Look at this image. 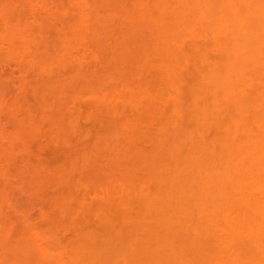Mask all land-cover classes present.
I'll return each mask as SVG.
<instances>
[{"label": "rangeland", "instance_id": "obj_1", "mask_svg": "<svg viewBox=\"0 0 264 264\" xmlns=\"http://www.w3.org/2000/svg\"><path fill=\"white\" fill-rule=\"evenodd\" d=\"M1 1L4 0H0V3ZM10 1L16 8H22L21 4L25 5L23 0ZM63 1V5L67 4V0ZM100 1L104 3L106 0ZM142 1L147 3L144 24L155 27V23L157 29L165 24L166 31L162 36L166 42L160 41L164 40L162 37L157 42L154 37L156 35L152 36L157 32L153 30L152 33V28L148 29L146 26L151 30L149 36L148 31H144L145 28L142 30L137 25V29L131 28L126 24L122 13L130 12L135 17L144 6ZM197 1L199 0H107L112 4L106 6L102 3L107 8V15L109 12L113 14L111 9L118 11L114 10L116 13H120L123 8L128 9V12L123 11L120 15L125 19H114V22L107 17L103 21H106L103 27L99 28L98 35L89 37L90 50L96 49L100 60L97 63L98 74V70L93 68L96 66L95 58L92 57L93 54L89 55L90 70L93 69V75H99V80H93L100 82L107 74H111L110 83L113 82L111 86L108 85L110 83L107 75L106 82H97L94 85L100 88L105 85L104 90L100 91L109 97L102 101L103 93L101 95L98 89L99 98L95 95L83 99L84 102L87 101L85 105L81 102L78 119L83 133L79 131L81 134L70 132L65 135L71 140L68 153L49 144L38 130L25 131L23 136L26 145L24 148L20 147L19 151L17 149L18 155L29 151L31 160L36 156L40 157L45 167L50 170L51 178L42 181L36 189L26 190L18 201L21 204L19 207L32 216L30 221L35 226L37 224L40 236L45 237L43 241L46 242L47 246L44 247L49 251L48 256L54 251L52 256H57L58 253L59 259L61 256L62 259H54L56 256L42 258L35 248L18 261L13 260L10 255L11 258L8 257L6 261L0 260L1 264H224V260L220 261L222 254L225 258H233L239 247L254 251L253 244L246 241L239 242V247L236 245L235 249L222 251L217 242V233L211 235L206 232L204 227L207 225L202 223L205 220L193 202V195H198L199 186L197 174L195 171L192 173L187 165H190L191 158L197 156L194 154L199 149L196 148L197 145H193L196 139L194 135L200 129L203 132L206 129L202 128L205 124H199V116L197 117L194 107L193 113L191 112L190 101L192 91L194 95L196 87H204L201 75L205 62L201 61L202 56L204 53L211 54L210 41L204 44V39H201L203 37L195 36L203 28L204 22L208 21L199 16L201 11L198 5H201V0L199 4ZM56 13L58 14L57 11ZM48 19L49 22L51 18ZM51 25H43L46 43L55 40L52 42L58 45L59 39L64 37H60L61 32ZM172 27H175L173 31ZM174 30L178 32L173 34ZM192 31L195 41L190 44L193 34L189 33ZM156 46L160 49L157 50ZM16 50L17 53L20 52V57L25 54L19 47ZM38 54L40 57L46 56L44 49ZM212 56L213 54L210 55ZM18 58L13 57L7 49L0 48V87L7 94H11L17 87L13 84L19 85L23 78L31 82L34 80L32 67H19L15 62ZM116 92L121 96H117ZM26 93L27 96L23 99L28 100L24 103L25 107H33L35 110H32L40 112L38 97L30 91ZM129 95L131 99L133 96L135 101L141 103L136 110L137 104L133 99H128ZM130 101L136 106H132ZM220 117L217 116L216 121L221 123L222 119H218ZM37 123L41 124L42 118L37 119ZM207 124V130L210 127L211 132L213 131L211 134H221V129H215L214 123ZM5 125L12 126L11 123ZM207 130L205 132H209ZM210 133L208 134L211 135ZM52 135L61 137L57 133ZM211 136L214 137L215 134ZM211 136L207 135L210 139ZM6 160L9 163H0L11 165L9 168L13 171L15 168L12 161L9 158ZM174 183L180 185H171ZM191 185L193 187H189ZM172 187L178 189L175 191ZM190 189L197 191L191 193L193 198L190 192H185ZM177 190L182 191L177 194L180 199L171 195L177 193ZM167 193L171 196H167ZM184 194H187V199L183 198ZM7 213H11L7 223L13 227L19 239L18 231L20 234L24 225L17 219L18 215L15 216L17 212L13 213L8 209Z\"/></svg>", "mask_w": 264, "mask_h": 264}, {"label": "bare ground", "instance_id": "obj_2", "mask_svg": "<svg viewBox=\"0 0 264 264\" xmlns=\"http://www.w3.org/2000/svg\"><path fill=\"white\" fill-rule=\"evenodd\" d=\"M199 1H197L198 4ZM10 2V0H4L0 3V48L10 51L13 57H19L15 61L19 67L25 65L32 67L34 80L31 82L23 78L19 85L13 84L19 88L15 87L11 94L10 92L5 93L1 89L3 87H0V159L4 158L0 161L4 163L9 158L15 168L11 171L9 168L11 165L5 166L0 163V260L3 262L11 256L13 260L18 261L35 248L36 253H39L42 258L51 257L54 252L51 251V256H48L49 251L47 247H44V245L47 246L44 242L45 237L40 236L37 224L35 226L30 221L32 216L19 207L20 202L18 201L20 195L22 196L26 190L36 189L42 181L51 178L50 170L47 166L45 167L40 157L36 156L37 154H35L36 158L31 160L29 151L18 155L17 149L19 151L20 147L24 148L26 145V139L23 136L25 131L38 130L49 144L68 153L71 149V140L65 135L70 132L82 131L83 133V129L80 130L82 124L80 125L81 122L79 123L78 120L81 113V102H84L83 99L86 96L92 98L96 95L95 97L99 98L98 94L103 93L100 90L105 88L102 83L106 82L108 77V83L112 79V76H109L111 74H107L108 77L106 75V78H102L104 81L102 79L100 81L104 86L98 84L102 88L94 85L99 80V75H97V73L100 74L99 68L97 69L99 57L96 49L90 50L89 37L98 35L97 32L103 27L106 22L103 21L107 17L113 19L114 22V19L121 21L126 18L128 26L136 29L140 26L142 30L145 28L144 31H148L147 34L155 30L157 33H153L152 36L156 35L154 36L156 41L157 39L159 41L161 37L164 40L160 39V41H165L163 36L166 31L165 24L159 26V29L155 23L153 24L155 27L148 23L144 24L145 19L143 18L146 17L145 4L147 3L144 4L143 1L144 6L140 8V11L137 9L140 17L137 14L133 17L126 6V9L122 7L120 13L111 9L113 14L109 12L107 15V8L102 6L103 2L100 0H67L65 5H63V0L57 2L55 0H25L24 2L23 0L25 5L21 4L22 8L13 7L14 5ZM105 2L103 3L105 6L110 3L107 0ZM200 4L202 6L198 5L201 11L199 16L201 15L202 19L208 21L205 23L203 20V28L199 32L195 31L197 32L195 36L203 37L201 39H204V44L210 41V44L208 43L211 45L209 46L210 55L213 54V56L210 57L205 53L202 56L201 61L205 62L203 75H201L204 87L202 89L196 87L194 95L192 91L190 107H192L191 112L193 113L194 107L197 117L199 116V124L207 126L208 122H212L215 129H221V134L214 133L215 136L212 137L211 135L214 134H211L213 131L211 132L210 127L207 130L205 125V127L201 125L209 132H205L204 129V133L200 129L201 132L199 130L194 135L196 139L193 145H197L196 148L199 149L194 154L197 156H194V159L191 158L190 165H187L191 172L195 171L197 174L199 186L198 195H193L195 197L193 202L200 216L205 220V222L201 220L207 225L204 227L207 229L205 231L211 235L217 233V242L223 249L222 251L224 249L228 251L243 241L252 243L254 246L253 251L249 248L241 249L237 245L239 248L233 258L231 256L225 258L222 254L220 261L224 260L226 262L222 261L224 264L230 261L234 264H264V202H262L264 199V0H201ZM56 11L60 17L57 13L55 14ZM123 11L128 13H122ZM121 13L125 18L120 16ZM129 14L133 17L132 19ZM117 15L120 17L118 18ZM48 18L56 19L55 22L53 19L48 22ZM129 20L131 25L128 23ZM34 22H36L35 26H32ZM49 23L52 27L58 28L62 34L60 37H64L59 39L58 45L52 42L55 40L46 43L47 38H45L44 33L46 32L43 25ZM146 26L152 29L148 30ZM139 28L138 30H141ZM173 28L175 27L171 30ZM172 31L169 32L172 33ZM193 31L189 33L193 34L191 35L193 39L190 37L193 40L190 39L192 41L190 44L195 41ZM175 32L178 31L174 30L173 34ZM172 40L174 41L175 38ZM18 47L25 51L22 57L19 56L20 52L17 53ZM43 49L46 56L40 57L38 52ZM158 49L160 48L157 47ZM16 53L19 55H15ZM91 54L96 61H94L96 68L94 66L93 68L95 71L98 70L94 75L89 64ZM94 78L98 80L95 81ZM112 83L108 85L111 86ZM29 91L38 97L41 111L37 110L40 112L34 111L33 107H25L24 103L28 100L23 99ZM132 92L129 93L133 94ZM104 93L102 97L100 95L102 101H105L107 96L109 97L106 93L104 96ZM6 94L9 95L8 100ZM119 95L117 93V96ZM129 97V100L135 101L133 96L132 99L130 95ZM132 101L129 103L132 104ZM135 102L137 106L134 103L132 106H136V110L141 103L139 104L138 100ZM221 115L225 118L220 117ZM217 116L220 117L219 120L222 119L221 123L216 121ZM39 118H42L41 124L37 123ZM223 120H225L224 124ZM6 123H11L12 126L8 127ZM53 133L61 137L53 136ZM207 135L213 139L208 138ZM110 144L107 143V145ZM104 145L106 146L105 143ZM193 145L191 146L192 153ZM181 186L184 187L183 184ZM172 189L176 191L175 187ZM170 191L172 192L171 188ZM179 192L177 190V193L174 192L171 195L177 196ZM185 192L187 194L190 192L191 195L194 190L190 189ZM187 194H184L183 198H188ZM168 195L170 194L167 193ZM193 196L191 195L192 198ZM183 198L182 200H185ZM8 209L13 213L17 212L15 216L18 215L16 217L20 221L14 216L15 220L24 225V228L22 225V230L19 229L20 234L18 231L19 239L13 227L7 223L10 219L9 214L12 213H7ZM59 257L57 253L54 259H62V256L60 259Z\"/></svg>", "mask_w": 264, "mask_h": 264}]
</instances>
